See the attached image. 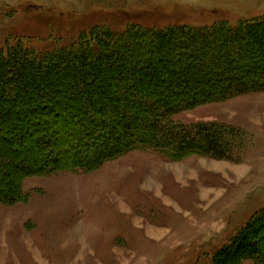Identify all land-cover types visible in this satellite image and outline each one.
Listing matches in <instances>:
<instances>
[{"label":"rangeland","instance_id":"rangeland-1","mask_svg":"<svg viewBox=\"0 0 264 264\" xmlns=\"http://www.w3.org/2000/svg\"><path fill=\"white\" fill-rule=\"evenodd\" d=\"M259 18L264 0H0V50L17 42L36 52L68 47L94 27L120 32L130 24L209 27ZM172 120L229 124L243 145L233 161H167L132 151L89 172L26 177L20 201L0 204V264H210L264 207V92Z\"/></svg>","mask_w":264,"mask_h":264},{"label":"trees","instance_id":"trees-1","mask_svg":"<svg viewBox=\"0 0 264 264\" xmlns=\"http://www.w3.org/2000/svg\"><path fill=\"white\" fill-rule=\"evenodd\" d=\"M260 92L264 18L209 27L130 24L120 32L94 27L71 46L44 52L7 46L0 50V204L20 201L26 177L89 172L132 151L167 161H233L243 145L238 128L172 116ZM244 259L264 264V207L210 264Z\"/></svg>","mask_w":264,"mask_h":264}]
</instances>
